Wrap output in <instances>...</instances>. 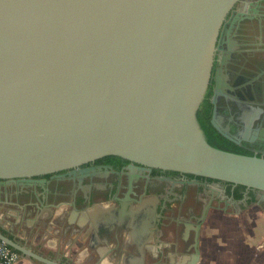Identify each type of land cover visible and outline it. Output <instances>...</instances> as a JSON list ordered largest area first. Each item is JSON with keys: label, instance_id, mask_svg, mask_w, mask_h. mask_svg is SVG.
<instances>
[{"label": "water", "instance_id": "obj_1", "mask_svg": "<svg viewBox=\"0 0 264 264\" xmlns=\"http://www.w3.org/2000/svg\"><path fill=\"white\" fill-rule=\"evenodd\" d=\"M239 1L0 0V188L116 156L257 190L264 205V158L213 147L197 119ZM7 221L9 247L66 264L18 236L32 221Z\"/></svg>", "mask_w": 264, "mask_h": 264}, {"label": "flooded vegetation", "instance_id": "obj_2", "mask_svg": "<svg viewBox=\"0 0 264 264\" xmlns=\"http://www.w3.org/2000/svg\"><path fill=\"white\" fill-rule=\"evenodd\" d=\"M197 119L238 153L264 158V0H240L228 14ZM40 179L43 185L0 188V229L16 217L21 224L56 221V207L67 202L81 212L84 238L102 244L99 264H195L198 255L201 264L209 221L236 224L255 207L264 211L260 191L116 156ZM20 231L30 237L32 229Z\"/></svg>", "mask_w": 264, "mask_h": 264}, {"label": "crops", "instance_id": "obj_3", "mask_svg": "<svg viewBox=\"0 0 264 264\" xmlns=\"http://www.w3.org/2000/svg\"><path fill=\"white\" fill-rule=\"evenodd\" d=\"M251 211L247 223L239 219L236 224L217 220L209 223L205 228L201 264H264V211L258 207ZM56 212L61 215L58 222H50L48 227L33 224L34 236H18L37 253L66 264H87L90 257L95 260L93 264L103 261H99L102 244L90 243L83 236V227L79 229L77 225L81 222V212H72L67 202L58 205ZM68 221L73 224L69 225ZM7 222L3 221L2 227L10 230ZM17 264L42 263L22 256Z\"/></svg>", "mask_w": 264, "mask_h": 264}, {"label": "trees", "instance_id": "obj_4", "mask_svg": "<svg viewBox=\"0 0 264 264\" xmlns=\"http://www.w3.org/2000/svg\"><path fill=\"white\" fill-rule=\"evenodd\" d=\"M201 127H202V129H203V131L205 133L206 139H207V141H208V143L210 145H212L215 148L224 150V151L240 154L236 150H234L233 148L228 146L226 140L225 141L224 140H218L216 137H214L212 134H210L209 130L207 129V124L206 123L202 122ZM239 188L240 189H244L245 187L244 186H239ZM235 197L237 199H241L243 197V193L242 192H236Z\"/></svg>", "mask_w": 264, "mask_h": 264}, {"label": "built area", "instance_id": "obj_5", "mask_svg": "<svg viewBox=\"0 0 264 264\" xmlns=\"http://www.w3.org/2000/svg\"><path fill=\"white\" fill-rule=\"evenodd\" d=\"M22 255L0 240V264H17Z\"/></svg>", "mask_w": 264, "mask_h": 264}, {"label": "rangeland", "instance_id": "obj_6", "mask_svg": "<svg viewBox=\"0 0 264 264\" xmlns=\"http://www.w3.org/2000/svg\"><path fill=\"white\" fill-rule=\"evenodd\" d=\"M250 213V212H249ZM249 215L250 214H246L245 216H244V219H245V222L247 223V221L249 220ZM255 216V215H254ZM226 219V218H225ZM234 219V218H233ZM244 219H243V222H244ZM212 221H215L214 219L212 220ZM217 221H220V222H223V221H221V220H217ZM209 223H210V221H209ZM223 223H225V222H223ZM260 240H262V239H260Z\"/></svg>", "mask_w": 264, "mask_h": 264}]
</instances>
